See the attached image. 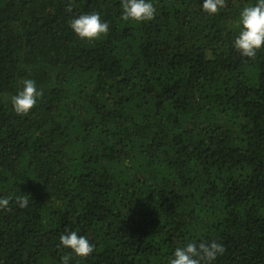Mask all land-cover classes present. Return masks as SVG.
<instances>
[{
  "label": "trees",
  "instance_id": "trees-1",
  "mask_svg": "<svg viewBox=\"0 0 264 264\" xmlns=\"http://www.w3.org/2000/svg\"><path fill=\"white\" fill-rule=\"evenodd\" d=\"M152 2L137 23L120 0H0V264H61L67 231L95 245L69 264H169L190 240L264 264V48L233 47L255 0ZM93 11L110 31L88 42L70 20ZM25 79L44 95L21 116Z\"/></svg>",
  "mask_w": 264,
  "mask_h": 264
},
{
  "label": "clouds",
  "instance_id": "clouds-1",
  "mask_svg": "<svg viewBox=\"0 0 264 264\" xmlns=\"http://www.w3.org/2000/svg\"><path fill=\"white\" fill-rule=\"evenodd\" d=\"M227 6L226 0H203L202 10L209 16H215ZM121 19L132 22H149L157 14L152 0H120ZM72 11V3L66 6ZM239 34L233 41V47L248 59H254L257 51L264 48V0H255L254 4L244 6L238 17ZM70 28L81 40L94 42L106 37L110 31L107 21L102 20L99 12L83 13L70 20ZM23 87L11 97L13 111L17 115L27 116L43 97V89H38L33 79L23 80ZM15 203L20 208L29 204L27 195L16 196ZM12 197H0V210H11ZM60 244L78 257L87 258L95 251L89 239L76 231H67L59 237ZM225 246L217 240H190L177 247L169 264H213L217 256L223 255ZM71 253L61 256V264H69Z\"/></svg>",
  "mask_w": 264,
  "mask_h": 264
}]
</instances>
